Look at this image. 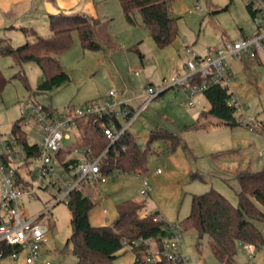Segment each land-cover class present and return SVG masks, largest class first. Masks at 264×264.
<instances>
[{"label": "rangeland", "instance_id": "374dc122", "mask_svg": "<svg viewBox=\"0 0 264 264\" xmlns=\"http://www.w3.org/2000/svg\"><path fill=\"white\" fill-rule=\"evenodd\" d=\"M95 2L101 15L96 27V40L101 47L96 50L83 48L79 32L74 31L72 46L59 56L71 76L67 84L39 92L37 86L42 70L35 62L24 63L20 68L13 55L0 56V73L7 79L0 95L3 137L13 132L12 124L22 116L21 108L28 101L65 113L70 107H80L89 100L105 96L111 89H119L126 97H138L148 86L161 89L169 85L172 76L186 73L185 64L190 57L188 47L202 53L207 47L220 46L224 37L240 38L241 28L248 34L256 29L246 0H171L178 35L173 42L160 47L138 10H135V22L131 24L125 18L120 0ZM197 7L202 8V12ZM48 26L39 27L38 31L45 35ZM21 42L24 43L13 39L15 46L23 44ZM230 62L235 72L230 83L232 98L244 106L236 109L239 123L226 125L212 114L202 117L203 109L208 107L206 100L190 106L181 88H167L145 106L130 130L142 148L147 147L150 131L155 127L175 132L179 144L171 149L164 141L152 143L146 169H140L152 188L146 200L141 196L143 184L136 173L138 170L110 177L100 184L84 183L85 190L96 203L89 213L93 225H112L118 216V206L126 200H140L147 209L158 210L165 221L179 223L190 212L192 194L205 192L210 187L220 190L235 205L238 204L240 186L235 169L258 170L264 166V156L258 154L264 149V133L243 121V114L251 117L256 125L264 119V63L249 57L232 58ZM21 69L27 82L19 72ZM22 126L30 143L41 139L36 118L25 117ZM84 129L69 130L71 139H65L64 144L106 140L95 128ZM38 166L39 161L32 158L30 168ZM157 169L161 171L157 172ZM194 173L204 179L193 177ZM1 177L0 172V200ZM258 205L264 211V205ZM22 209L30 216L43 214L39 220L49 226L47 241L41 246L37 264H77L73 245L67 244L72 234V213L67 201L56 200L53 191H41L37 199L25 201ZM255 224L264 237V221H255ZM210 239L208 234L201 236L196 230L182 231V250L188 258L187 264H224L212 251ZM135 260L134 250L126 244L114 263L134 264ZM249 263L264 264V243L257 246L251 256L244 243L237 244L233 264ZM0 264H24V254L18 260L5 256L0 259Z\"/></svg>", "mask_w": 264, "mask_h": 264}, {"label": "trees", "instance_id": "16d2710c", "mask_svg": "<svg viewBox=\"0 0 264 264\" xmlns=\"http://www.w3.org/2000/svg\"><path fill=\"white\" fill-rule=\"evenodd\" d=\"M120 3L126 20L131 24L135 22V10L140 12L144 24L158 46H166L177 37L178 29L176 18L171 13V0H120ZM99 23L98 18L84 13L50 14L49 34L41 35L33 28L21 27L25 36L30 38L23 44L15 46L9 39L0 37V56L13 55L20 68L24 63L35 62L42 70L37 91L46 92L59 88L71 80L59 56L72 46L74 31L79 32L83 48L96 50L101 47L96 40V27ZM142 55L140 53V56ZM19 72L27 82L25 72L22 69ZM195 80L200 83L205 81L199 76ZM6 83L7 79L0 73V95ZM27 86L29 87V84ZM232 95L230 86L224 84H213L205 89L204 100L208 102V107L203 109L201 116L212 114L226 125L238 124L237 107L228 102ZM43 106L47 112L59 114L51 106L44 104ZM72 109L70 107L68 112ZM24 119L23 115L16 119L12 129L20 134L28 156H36L39 154V147L37 143L28 141L27 132L22 126ZM79 127L85 128L86 131L93 127L99 136H103L93 119L87 122L80 121ZM254 129L264 133V119L258 125L255 124ZM156 141H164L171 149H175L180 139L172 130L155 127L150 131L147 147L142 148L133 134L127 132L116 144L118 151H111L108 158L102 162L103 169L110 171L116 168L125 172L145 170L148 151ZM106 145L107 141L100 139L86 140L79 144L81 147H91L96 154ZM123 145H126L125 150H122ZM4 160L7 162L6 158ZM29 163L30 161L27 160L24 165ZM192 176L204 179L197 173ZM17 177L22 179L20 171H17ZM236 178L240 186L237 205L223 192L210 187L205 192L192 194L190 212L179 222L182 231L192 229L201 236L208 234L211 238L212 251L224 264L234 263L239 242L253 243L256 247H261L264 243L263 234L255 224V221H264V211L258 205V203L264 205V166L258 170L250 168L239 170ZM67 204L72 213V234L67 244L72 243L73 253L78 259L77 264H115L114 261L118 252L124 247L125 240L131 241L140 237L159 239L165 234L162 221H154L152 217L142 216L147 208L140 200L122 202L118 206V216L114 223L99 226L90 222L89 213L96 205L90 195L75 190ZM154 212L158 213V210ZM1 249L3 254L0 255V259L12 251L11 247L4 245H0ZM133 250L136 254L134 264H149L145 261L141 250Z\"/></svg>", "mask_w": 264, "mask_h": 264}, {"label": "built area", "instance_id": "2783aa9c", "mask_svg": "<svg viewBox=\"0 0 264 264\" xmlns=\"http://www.w3.org/2000/svg\"><path fill=\"white\" fill-rule=\"evenodd\" d=\"M246 7L256 27L252 33L243 34L235 40L224 37L220 46L207 47L202 53L188 47L190 57L185 64L187 72L172 76L169 85L161 89L148 86L138 96L143 99L139 105L133 104L136 97H126L119 89H111L101 98L89 100L70 112L67 110L59 114L47 112L39 102L25 103L21 108L22 115L36 118L39 125L41 139L36 142L39 154L29 157L19 133L13 131L3 137L0 130V245L12 248L6 256L18 260L24 254V264H37L41 246L47 241L49 226L39 220L43 214L30 216L22 209L25 201L37 199L41 191H53L56 200L68 202L75 190L89 194L84 183L100 184L110 177L131 173L116 168L105 171L102 162L111 151H118L116 144L120 138L127 132L132 133V123L145 106L165 89L171 86L181 88L186 94V103L194 106L203 103L204 91L211 85L230 86L235 75L230 62L232 58L249 57L264 63V0H246ZM197 10L202 12L200 7ZM197 76L204 78V83L195 80ZM228 102L236 107H244L236 98ZM90 119L100 128L107 145L97 154L91 147L73 144L66 146L64 140L71 139L69 130H78L80 121L87 122ZM243 121L254 128L255 122L251 117L243 114ZM125 149L126 145H123L122 150ZM258 154L264 156V149ZM32 158L39 161L35 169L30 168ZM27 160L30 163L25 166ZM17 171H20L22 179L17 177ZM160 171L157 169V172ZM136 173L143 184L142 199L146 200L152 191L149 179L141 170ZM103 212L106 214L107 210ZM142 216L162 221L165 234L159 239L140 237L125 240L124 245L141 250L149 264H187L188 258L182 250L180 224L167 222L163 216L149 209ZM244 246L250 256L255 252L256 246L253 243L247 242Z\"/></svg>", "mask_w": 264, "mask_h": 264}, {"label": "crops", "instance_id": "0c3cea01", "mask_svg": "<svg viewBox=\"0 0 264 264\" xmlns=\"http://www.w3.org/2000/svg\"><path fill=\"white\" fill-rule=\"evenodd\" d=\"M120 6L122 8L121 3ZM59 12L84 13L98 19L101 16L95 0H0V37H5L12 43L13 39L25 42L30 37L25 36L21 27L33 28L42 35L38 28L49 25V15ZM45 32V35L49 34V26ZM240 32L242 35L247 34L242 28ZM142 100L141 97H136L134 106L141 104ZM245 168L239 167L235 169L236 172H232H235L236 177L237 172Z\"/></svg>", "mask_w": 264, "mask_h": 264}]
</instances>
